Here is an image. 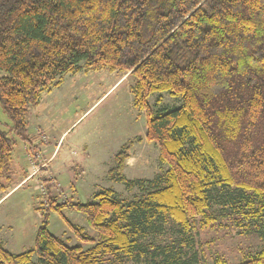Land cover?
<instances>
[{"label": "trees", "instance_id": "1", "mask_svg": "<svg viewBox=\"0 0 264 264\" xmlns=\"http://www.w3.org/2000/svg\"><path fill=\"white\" fill-rule=\"evenodd\" d=\"M81 63L134 79L146 140L167 169L127 180L125 144L108 175L139 195L100 189L85 204L50 197L34 246L17 254L0 244V264L35 256L40 264H199L198 224L229 221L264 241V0H0V104L17 134H26L41 94ZM162 93L182 104L155 113L149 99ZM12 151L0 130V191L9 189L2 179L12 184ZM65 208L97 237L68 220L78 244L52 234L50 215ZM167 227L173 243L149 241ZM214 264L228 263L218 256ZM238 264H264V246Z\"/></svg>", "mask_w": 264, "mask_h": 264}, {"label": "rangeland", "instance_id": "2", "mask_svg": "<svg viewBox=\"0 0 264 264\" xmlns=\"http://www.w3.org/2000/svg\"><path fill=\"white\" fill-rule=\"evenodd\" d=\"M80 67L78 73L59 78L61 84L51 92L41 94L39 106L31 109L26 120L24 136L14 130L0 104V130L13 142L12 184L2 179L9 189L0 191V196L9 194L0 203V244L11 253L34 246L50 197L58 204H85L100 189H112L124 200L139 195V189L129 192L124 183L113 182L108 175L125 144L132 143L123 170L127 180H153L167 169L158 146L146 140L145 112L134 106V79L120 72L88 70L84 63ZM4 75L0 71V77ZM149 104L157 113L180 106L182 99L155 94ZM65 220L97 237L83 214L69 208L62 215L51 213L49 230L69 245L79 241ZM196 231L199 264H214L218 256L228 264H238L264 246L257 234H247L230 221L209 228L198 224ZM177 237L167 227L163 236L149 241L165 245ZM33 263L40 264L36 256Z\"/></svg>", "mask_w": 264, "mask_h": 264}, {"label": "crops", "instance_id": "3", "mask_svg": "<svg viewBox=\"0 0 264 264\" xmlns=\"http://www.w3.org/2000/svg\"><path fill=\"white\" fill-rule=\"evenodd\" d=\"M9 194H6V195H1L0 196V203L8 196Z\"/></svg>", "mask_w": 264, "mask_h": 264}]
</instances>
